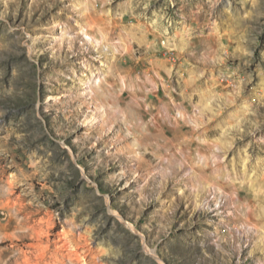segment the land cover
<instances>
[{
	"label": "rangeland",
	"instance_id": "374dc122",
	"mask_svg": "<svg viewBox=\"0 0 264 264\" xmlns=\"http://www.w3.org/2000/svg\"><path fill=\"white\" fill-rule=\"evenodd\" d=\"M0 264H264V0H0Z\"/></svg>",
	"mask_w": 264,
	"mask_h": 264
},
{
	"label": "bare ground",
	"instance_id": "6f19581e",
	"mask_svg": "<svg viewBox=\"0 0 264 264\" xmlns=\"http://www.w3.org/2000/svg\"><path fill=\"white\" fill-rule=\"evenodd\" d=\"M92 118H93V117H90L88 121L93 122V119H92Z\"/></svg>",
	"mask_w": 264,
	"mask_h": 264
}]
</instances>
